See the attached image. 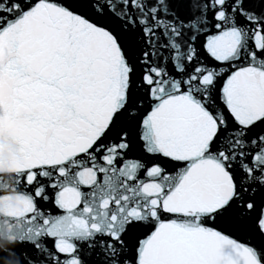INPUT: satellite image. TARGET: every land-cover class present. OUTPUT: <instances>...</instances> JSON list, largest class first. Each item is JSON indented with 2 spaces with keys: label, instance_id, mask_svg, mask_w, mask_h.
<instances>
[{
  "label": "snow or ice",
  "instance_id": "snow-or-ice-1",
  "mask_svg": "<svg viewBox=\"0 0 264 264\" xmlns=\"http://www.w3.org/2000/svg\"><path fill=\"white\" fill-rule=\"evenodd\" d=\"M0 264H264V0H0Z\"/></svg>",
  "mask_w": 264,
  "mask_h": 264
}]
</instances>
